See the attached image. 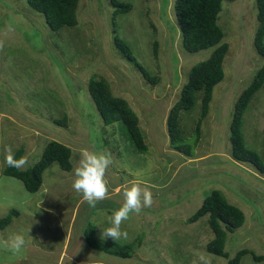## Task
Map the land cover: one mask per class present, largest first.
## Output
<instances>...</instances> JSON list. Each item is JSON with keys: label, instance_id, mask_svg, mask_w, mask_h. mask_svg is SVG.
Segmentation results:
<instances>
[{"label": "rangeland", "instance_id": "1", "mask_svg": "<svg viewBox=\"0 0 264 264\" xmlns=\"http://www.w3.org/2000/svg\"><path fill=\"white\" fill-rule=\"evenodd\" d=\"M121 1L132 10L114 19L110 0H80L78 25L54 32L27 0H0V218L19 213L0 231V264H227L228 259L207 251L215 238L208 216L188 223L214 190L246 216L241 228L228 232L225 252L230 258L243 249L264 255V174L236 163L230 141L236 102L264 65L254 45L257 0H223L218 23L223 43L230 46L225 78L214 89L194 156L182 168L178 166L187 158L170 145L169 110L179 101L192 67L217 47L197 54L185 51L176 0ZM116 35L157 84L147 82L117 51ZM94 77L106 80L112 94L136 112L148 153L135 149L121 123L104 124L90 94ZM202 97L198 92L194 109L180 114L188 145L196 140ZM64 118L66 125L57 122ZM243 135L248 148L264 159V85L245 113ZM52 141L71 149L73 167L80 149L110 154L108 198L90 207L72 188V171H52L53 165L36 194L5 176L6 148L14 153L24 149L26 170ZM132 180L151 191V207L122 223L127 239L103 237L113 211L123 203L120 189ZM91 228L102 243L135 244L133 256L121 259L93 249L84 236ZM17 233L25 245L13 253L3 241ZM59 255L63 259L57 260ZM241 264L264 262L248 254Z\"/></svg>", "mask_w": 264, "mask_h": 264}, {"label": "trees", "instance_id": "2", "mask_svg": "<svg viewBox=\"0 0 264 264\" xmlns=\"http://www.w3.org/2000/svg\"><path fill=\"white\" fill-rule=\"evenodd\" d=\"M80 0H27L28 4L39 14H42L50 29L54 32L65 27H76L78 20V6ZM223 0H176V19L182 33L183 48L190 54L217 47L212 55L192 67L189 73L188 83L183 87L179 101L169 110L167 117V129L171 147L186 157L194 156L193 150L200 140L201 123L209 113L210 103L215 87L225 78L224 61L229 51V44L223 43L224 30L219 26V14L222 10ZM114 9L113 18L128 14L132 10L129 3L121 0H110ZM257 19L259 26L255 35L254 45L260 56L264 58V0H257ZM115 46L123 58L133 64L150 84H157L158 79L138 61L132 48L120 36H115ZM158 43H155L157 54ZM264 85V65L255 76L252 83L243 91L236 102L235 111L230 126V141L232 145V158L239 162L250 164L258 172L264 174V159L248 148L243 135V122L245 113L255 95ZM90 94L98 108L105 125L121 123L134 145L142 154L149 151L145 136L141 131L138 115L129 103L119 97H115L109 83L104 79H91L89 83ZM202 92L201 115L196 129V140L193 145L185 144L180 128V114L183 111H192L196 105V95ZM66 125L67 120L57 121ZM17 158L23 157L24 149L20 148L15 153ZM72 151L66 145L52 141L47 144L41 159L30 169H16L7 167L5 176L14 177L23 182L29 193L36 194L43 185L45 172L54 162L60 164L63 171L70 172L73 169ZM19 216L17 211H12L6 217L0 218V231L9 227L15 218ZM208 216V222L215 234V238L208 243L207 251L218 257L228 259L227 264H241L242 259L251 254L256 262H264V255L253 254L248 249H243L234 258L225 252L228 232L233 233L241 228L246 221L245 213L237 206L228 202L220 190H214L208 196L202 207L188 220L195 223ZM85 242L95 250L114 255L121 259L131 258L134 254L135 244L119 245L117 243H102L94 236V230L88 229L84 233Z\"/></svg>", "mask_w": 264, "mask_h": 264}, {"label": "clouds", "instance_id": "3", "mask_svg": "<svg viewBox=\"0 0 264 264\" xmlns=\"http://www.w3.org/2000/svg\"><path fill=\"white\" fill-rule=\"evenodd\" d=\"M5 162L9 167L22 168L27 164L25 157L17 158L11 147L6 148ZM110 154L97 152L87 148L80 149L79 159L75 161L72 169V188L82 194L84 201L95 208L100 201L108 198L109 181L106 173L112 164ZM52 171H61L60 164L53 163ZM123 203L113 211L110 218V227L102 230L103 237H110L114 241L127 239V231L121 230V225L128 220L130 214L139 215L144 208L151 207L152 193L147 187L135 180L127 181L120 189ZM3 244L13 253L19 252L25 245L22 234H13L3 241Z\"/></svg>", "mask_w": 264, "mask_h": 264}, {"label": "crops", "instance_id": "4", "mask_svg": "<svg viewBox=\"0 0 264 264\" xmlns=\"http://www.w3.org/2000/svg\"><path fill=\"white\" fill-rule=\"evenodd\" d=\"M170 140V139H169ZM149 149H150V147H149ZM25 155V154H24ZM187 159H184L181 163H180V167L178 166V168H182V167H185V165L184 164H189L190 163V160H191V158L190 157H186ZM236 163H238V164H240L239 162H237V161H235ZM23 169V168H22ZM120 186H116V188H119ZM238 207V206H237ZM206 217V216H205ZM204 218V217H203ZM78 249V251H80V248H77ZM72 253L74 252V251H71ZM61 256H63V255H59L58 256V258H57V260H59V259H63V257H61Z\"/></svg>", "mask_w": 264, "mask_h": 264}]
</instances>
